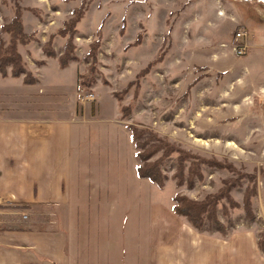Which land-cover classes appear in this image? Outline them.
I'll return each mask as SVG.
<instances>
[{
    "label": "rangeland",
    "instance_id": "rangeland-1",
    "mask_svg": "<svg viewBox=\"0 0 264 264\" xmlns=\"http://www.w3.org/2000/svg\"><path fill=\"white\" fill-rule=\"evenodd\" d=\"M15 4L22 9L25 34L32 35L17 52L26 72L40 79L27 104L34 111L60 108L64 117L80 119L83 140L89 131L96 150L114 159L119 187L82 193V199L108 200L113 207L77 209L87 211V224L96 215L109 220L110 249L124 253L130 264L142 263L154 218L160 217L171 221L166 227L172 231L201 234L194 246L219 250L221 264H264L257 244L264 237V0H0V26L10 22ZM81 4L85 12L74 37L77 61L61 69L42 47L50 42L61 54L67 37L57 32ZM242 29L248 49L237 57L232 46ZM9 40L0 33L4 47ZM95 41L100 42L98 76L87 90L79 77L88 72L84 56ZM1 83L2 103L16 104L18 88ZM115 93H123L120 101ZM127 106L131 115L123 118L121 108ZM133 124L150 128L190 156L223 162L224 168L201 165V180L177 186L172 176L181 153L175 152L160 165L166 176L162 189L139 180L128 130ZM192 161L186 160L185 173ZM221 191L240 206L230 208L226 198L218 202L224 234L207 224L199 231L174 211L175 195L203 202ZM250 191L253 218L246 219L241 205Z\"/></svg>",
    "mask_w": 264,
    "mask_h": 264
},
{
    "label": "crops",
    "instance_id": "crops-1",
    "mask_svg": "<svg viewBox=\"0 0 264 264\" xmlns=\"http://www.w3.org/2000/svg\"><path fill=\"white\" fill-rule=\"evenodd\" d=\"M3 80L18 93L16 104L0 99V264H130L110 249L109 220L96 215L90 226L77 210L111 205L82 193L119 187L112 156L96 150L89 131L83 140L80 119L60 108L34 111L32 85ZM170 222L154 218L140 264H221L219 250L194 246L201 234L172 231Z\"/></svg>",
    "mask_w": 264,
    "mask_h": 264
},
{
    "label": "trees",
    "instance_id": "trees-1",
    "mask_svg": "<svg viewBox=\"0 0 264 264\" xmlns=\"http://www.w3.org/2000/svg\"><path fill=\"white\" fill-rule=\"evenodd\" d=\"M84 8V4H81L77 9L73 10L70 19L66 21L63 24V27L57 32V35L67 37L61 54L57 55L55 53L50 42L45 43L42 47L43 54L48 58L56 59L61 69L66 68L69 62L77 61V58L74 55V50L76 48L74 45V37L77 34L75 28L83 17L85 12ZM21 11L22 9L18 4H15L14 16L10 22L6 24L4 23L0 26V33L8 34L10 36L9 44H7L6 47H4V43L0 41V77L6 78L10 75V77L14 79L22 78L24 85H33L36 83L37 79L34 78L30 72H26L25 62L17 52V45L25 46L30 40H32V35H27L24 32L21 22ZM122 30L123 29H121V31ZM137 41L134 45H138ZM99 47V41L93 42L84 56V60L90 63V66L87 74L79 77V84L82 88L87 90L95 84L96 77L98 76L96 75L97 71L95 65L97 63ZM146 72L147 70L143 71L142 74H145ZM123 93H115L114 96L120 101ZM130 115L131 108L129 106L121 108V116L123 118H128ZM128 130L131 142L136 150L135 157L139 162L138 166L135 168L136 177L140 180L149 181L159 189L163 188L166 180V176L162 173L160 165L163 160L168 159L175 152L181 153V155L177 157V168L172 176V178L176 180L177 186H181L185 181L188 187H192L194 179L201 180V165L216 169L224 168L223 162L215 159L208 160L197 158L177 150L173 145L167 143L165 138L159 137L150 128L133 124L128 126ZM159 152H161V156L155 161L149 162V160ZM189 158L193 161L187 168V173H185V162ZM249 178H251V176H249ZM249 194H251V191L250 193H247L241 205L246 219L253 218V214L250 210ZM222 198L227 199L230 208H240L238 204L229 198L227 191H221L217 194L207 196L203 202H195L186 197L175 195L173 198V201L176 203L174 211L177 215L185 217L188 222L199 231L203 230L207 224L215 231L224 234L226 228L220 221H218L216 216V206ZM224 213H226L225 209ZM257 244L260 250H264V237H261Z\"/></svg>",
    "mask_w": 264,
    "mask_h": 264
},
{
    "label": "built area",
    "instance_id": "built-area-1",
    "mask_svg": "<svg viewBox=\"0 0 264 264\" xmlns=\"http://www.w3.org/2000/svg\"><path fill=\"white\" fill-rule=\"evenodd\" d=\"M247 36L248 34L245 29H242L236 33L232 46V51L235 56L242 57L246 54L248 47L245 40L247 39ZM2 205L3 202L0 200V206ZM24 218L26 217L24 216Z\"/></svg>",
    "mask_w": 264,
    "mask_h": 264
}]
</instances>
